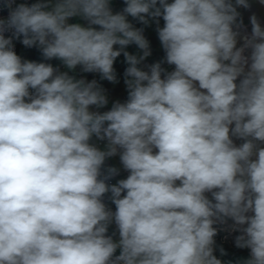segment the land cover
Here are the masks:
<instances>
[{
    "label": "clouds",
    "instance_id": "obj_1",
    "mask_svg": "<svg viewBox=\"0 0 264 264\" xmlns=\"http://www.w3.org/2000/svg\"><path fill=\"white\" fill-rule=\"evenodd\" d=\"M124 4L0 0V264H222L214 225L229 219L236 247L250 249L243 264H264V27L252 15L241 37L237 7L249 0ZM129 16L162 17L173 71L138 67L151 52ZM13 39L67 71L22 60ZM130 44L143 55L124 51ZM121 53L128 98L92 111L108 104L103 89L69 73L114 82ZM118 153L129 175L109 185L117 169H102Z\"/></svg>",
    "mask_w": 264,
    "mask_h": 264
},
{
    "label": "rangeland",
    "instance_id": "obj_2",
    "mask_svg": "<svg viewBox=\"0 0 264 264\" xmlns=\"http://www.w3.org/2000/svg\"><path fill=\"white\" fill-rule=\"evenodd\" d=\"M233 3H235V0H233ZM249 4L250 7L247 9L242 6L237 7V11L240 13V16L238 17V22L240 20H242L243 22L242 27L238 29L241 33V37L251 34L252 25L250 18L252 15H255L258 18L261 26L264 27V4H261L260 0H249ZM154 20H155V24L153 23V25L157 27H163L162 24H160L159 22L157 23V21H159V18H155ZM135 23L136 21L134 19L132 23L133 26L135 25ZM148 25H149L148 30L149 32H151L154 29V26H151L152 23H149ZM145 38L146 40L148 39V37ZM243 43L244 40L238 38L237 47L242 46ZM118 47L120 46L118 45ZM149 48L151 54L147 56L144 60H142L141 63L138 65V67H140L142 70L148 71L149 66L159 62L161 63V67L165 68V66H167L168 64L166 63V61H164L165 59L163 60L162 58V53L164 52V50L162 48L160 40L155 45L149 44ZM124 51H127L129 54L136 55L137 57L143 55L142 50H140L135 44H130L126 46ZM249 54H250V49L245 51V55H249ZM123 63L124 64L122 66H120V64L118 66L116 65V62H114L115 71L118 70L121 71L119 73L115 72L116 80L114 82H110L106 79H102L99 73L84 74L80 66H77V68L74 71L69 73L70 75H73L77 79H85L87 81L96 80L98 86L101 89H103L108 99V104L105 107L99 109L93 107L94 108L93 111H99L102 113L104 111L110 110L113 103L117 101L123 103L127 100L128 89L125 84V80L127 78L125 77L124 73L128 65L126 63L124 56H123ZM168 67H170V71L174 70V65H168ZM65 71H67V69H65ZM238 82L239 80L237 81V83ZM101 142L103 143L104 141L101 140ZM234 142L236 143L237 146H239L244 141L234 138ZM111 158L114 159L111 160ZM108 159H110L111 168L117 169V174L112 176L107 183L109 185H115L118 183L119 180L126 179L127 176L129 175V172L124 169L120 161L119 153L115 156L109 157ZM106 195L111 196V193L109 192ZM206 195H208L209 199H211L210 193H207ZM105 205L111 211L113 212L115 211V204L112 202V199L108 203H105ZM214 227H216L218 231H217V235L214 238L215 244L213 246L214 247L213 254L217 257V259H219L222 262V264H226L225 256H227L228 254H231V256L234 255V252L236 250H239L240 252H245L246 254L250 255V249L236 247L235 238L236 236L240 235V232L238 230L233 229V221L229 219L225 224L217 223L216 225H214ZM107 235L112 236L114 240L118 241L119 239L118 230L114 222L109 225ZM117 254L119 253L117 252Z\"/></svg>",
    "mask_w": 264,
    "mask_h": 264
},
{
    "label": "crops",
    "instance_id": "obj_3",
    "mask_svg": "<svg viewBox=\"0 0 264 264\" xmlns=\"http://www.w3.org/2000/svg\"><path fill=\"white\" fill-rule=\"evenodd\" d=\"M170 2H172L171 0H169ZM37 2V0H33V3ZM110 6L113 10V12H119L122 11V9L125 7L124 4V0H110ZM128 20L130 23H133L134 18L132 17H128ZM136 23L134 25L135 28L138 27V29H143V35L145 37H151V35L153 34V32L155 30H157V26L153 25V23L155 24V20L151 17L148 18V24L152 23L151 26H154V29L149 32L148 28L149 25L148 24H143L141 22H139L137 19H135ZM69 23H80L82 26H87V22L79 17H73L71 18L69 21ZM160 23V21H158ZM161 24V23H160ZM97 27L98 26H94ZM22 39V38H21ZM16 44L19 46L20 52H21V56H22V60H28V61H35V62H45V63H50L52 61H57L58 64L54 67V68H58L60 71H65L66 68H64L63 64L61 61L57 60V59H52V60H45L41 54V51L39 49L38 46H33V47H26L24 46L21 42L20 39H15ZM114 48L119 49L118 45L114 46ZM42 58V59H40ZM39 59V60H38ZM84 74H87L85 72H83ZM92 111L94 110V108L91 109ZM91 143L94 144L96 147H98L100 150H105V146H106V141H104L103 143L101 142V140L97 139L95 136L92 138ZM114 158H111V160ZM111 167V162L110 159H106L105 161V165L102 169V178L103 175H107V169ZM109 180V179H108ZM108 182V181H107Z\"/></svg>",
    "mask_w": 264,
    "mask_h": 264
},
{
    "label": "trees",
    "instance_id": "obj_4",
    "mask_svg": "<svg viewBox=\"0 0 264 264\" xmlns=\"http://www.w3.org/2000/svg\"><path fill=\"white\" fill-rule=\"evenodd\" d=\"M159 21H160V23L163 26L164 25V21H163L162 17L159 18ZM147 41L149 42L150 45L151 44L155 45L159 41L157 30H155L153 32V34L151 35V37H149L147 39ZM165 55H166L165 52H163L162 53L163 60L165 59ZM123 56H124L123 53H121V55L119 57H117V59L115 61L116 65L119 66V64H120V66H122L124 64L123 63ZM40 59H42V58H40ZM50 64H52L53 67H55L58 64V62L57 61H52V62H50ZM164 69L166 70V72H171L170 71V67H168V65L165 66ZM115 72L119 73L121 71L118 70V71H115ZM110 200H111V196L110 195H108V196L105 195L103 202L104 203H108ZM248 257H249V255L246 254L245 252H240L239 250H236L234 252V255L231 256V254H228L227 256H225V260H226V264H243V261H245Z\"/></svg>",
    "mask_w": 264,
    "mask_h": 264
},
{
    "label": "built area",
    "instance_id": "obj_5",
    "mask_svg": "<svg viewBox=\"0 0 264 264\" xmlns=\"http://www.w3.org/2000/svg\"><path fill=\"white\" fill-rule=\"evenodd\" d=\"M16 3L17 4H19V3H27V4L30 5V4L33 3V0H16ZM7 16H8L7 10L0 11V18L6 19ZM5 35L7 37V36H9L11 34L10 33H5ZM13 48H14V51L16 52V54L22 58L19 46L16 44L15 39H13ZM30 91H32V90H30Z\"/></svg>",
    "mask_w": 264,
    "mask_h": 264
}]
</instances>
